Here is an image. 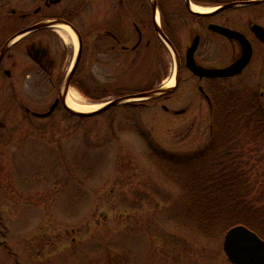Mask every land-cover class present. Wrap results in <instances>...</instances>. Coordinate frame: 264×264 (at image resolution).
<instances>
[{"label": "rangeland", "instance_id": "1", "mask_svg": "<svg viewBox=\"0 0 264 264\" xmlns=\"http://www.w3.org/2000/svg\"><path fill=\"white\" fill-rule=\"evenodd\" d=\"M87 89V100L70 90L87 105L111 100L95 97L94 81ZM203 110L194 120L152 102L89 118L60 110L48 119H1L0 264H230L225 226L201 238L188 209L198 172L210 169L197 165V149L210 141ZM247 139L234 143L254 186L249 199H259L251 212L263 218L264 137ZM184 154L196 162L176 160ZM254 225L264 237V226Z\"/></svg>", "mask_w": 264, "mask_h": 264}, {"label": "flooded vegetation", "instance_id": "2", "mask_svg": "<svg viewBox=\"0 0 264 264\" xmlns=\"http://www.w3.org/2000/svg\"><path fill=\"white\" fill-rule=\"evenodd\" d=\"M60 27L71 31L76 51ZM238 61L246 63L234 76L207 73ZM67 81L66 95L76 87L86 100L92 81L100 100L172 89L122 105L159 102L167 115L194 120L206 108L209 139L222 114L240 126L227 129V147L236 135L263 138L264 0H0V130L3 118L38 119L54 104L46 119L68 113Z\"/></svg>", "mask_w": 264, "mask_h": 264}, {"label": "trees", "instance_id": "3", "mask_svg": "<svg viewBox=\"0 0 264 264\" xmlns=\"http://www.w3.org/2000/svg\"><path fill=\"white\" fill-rule=\"evenodd\" d=\"M229 123V120L222 114L216 117L212 123L214 131L213 138L209 139V146L212 142L214 147L209 149L208 146L207 149L200 152V164H197L198 166L206 164L210 169L206 172L203 170L198 172L199 179L194 182V187L191 188L192 196L188 199L191 206L188 209L197 222L196 233L201 238H211L215 231L213 226L222 225L225 226V230H228L233 226L243 225L264 239L257 231L260 228L254 225L260 222L264 226V217L260 218L259 212H251L252 206L259 199H249L254 186L243 177L244 164L240 161V157H242L240 149L234 143V138L233 144L226 146V143L230 142L229 135H227L229 126H240L234 122L230 125ZM237 141L239 140H235V142ZM164 155L173 158L167 154ZM191 159L193 158L189 157L179 161L181 163L194 161ZM261 200L264 199L261 198ZM251 226H255L257 230L252 229Z\"/></svg>", "mask_w": 264, "mask_h": 264}, {"label": "water", "instance_id": "4", "mask_svg": "<svg viewBox=\"0 0 264 264\" xmlns=\"http://www.w3.org/2000/svg\"><path fill=\"white\" fill-rule=\"evenodd\" d=\"M245 63L246 62L238 61L237 63H235L233 66H231L225 71H216V72H207V73L210 76L213 75L234 76L241 71ZM74 69L75 67H73L72 72L74 71ZM67 88H68V81L66 82L62 91V102L67 112L70 115L83 117V118H89L100 115L108 111L109 109L122 105L128 101L153 99L160 96L161 94L168 93L172 90V89H157L141 95L115 99L103 104L101 108L97 110H94L92 112L82 113V112H75L69 109L65 105V98H66L65 96L67 93ZM55 107L56 104L51 106L50 110L46 114L39 115V117L44 118L49 116L53 112ZM222 251L230 264H264V240H262L253 231L249 230L248 228L242 225L234 226L226 232L223 238Z\"/></svg>", "mask_w": 264, "mask_h": 264}, {"label": "bare ground", "instance_id": "5", "mask_svg": "<svg viewBox=\"0 0 264 264\" xmlns=\"http://www.w3.org/2000/svg\"><path fill=\"white\" fill-rule=\"evenodd\" d=\"M60 31L63 34L64 37L69 38V40L73 43L75 51L77 48V43H76V39L73 36V34L71 33V31L66 28V27H60ZM174 84V81L171 80L167 86L171 87ZM65 105L75 111V112H82V113H87V112H92L94 110L99 109L102 105H87L84 102L81 101V98L79 97V95L73 91V90H69L66 98H65Z\"/></svg>", "mask_w": 264, "mask_h": 264}]
</instances>
